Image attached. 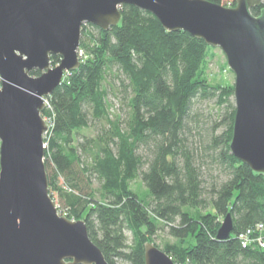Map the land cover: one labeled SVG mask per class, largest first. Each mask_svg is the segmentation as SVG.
<instances>
[{"label": "trees", "instance_id": "trees-1", "mask_svg": "<svg viewBox=\"0 0 264 264\" xmlns=\"http://www.w3.org/2000/svg\"><path fill=\"white\" fill-rule=\"evenodd\" d=\"M121 12L109 30L83 25L81 65L43 112L53 114L45 160L59 211L87 222L110 264H146L145 244L158 246L162 226L175 241L159 247L179 264H264V248L239 237L264 223V173L230 150L234 87L207 78L214 47L135 5ZM60 60L51 57L54 66ZM139 178L142 193L133 187ZM228 212L235 229L220 240Z\"/></svg>", "mask_w": 264, "mask_h": 264}, {"label": "water", "instance_id": "water-1", "mask_svg": "<svg viewBox=\"0 0 264 264\" xmlns=\"http://www.w3.org/2000/svg\"><path fill=\"white\" fill-rule=\"evenodd\" d=\"M0 0V264H110L87 222L59 211L49 192L43 112L50 94L79 69L82 27L109 30L132 4L157 16L167 30H187L221 47L235 75L231 152L264 173V0ZM61 56L51 63L52 55ZM40 75H32L34 69ZM225 215L216 238L226 240ZM146 264H179L154 242Z\"/></svg>", "mask_w": 264, "mask_h": 264}, {"label": "rangeland", "instance_id": "rangeland-1", "mask_svg": "<svg viewBox=\"0 0 264 264\" xmlns=\"http://www.w3.org/2000/svg\"><path fill=\"white\" fill-rule=\"evenodd\" d=\"M223 2L229 3L228 6H233L231 5L232 0H224ZM214 47V46H213ZM207 62H206V67H207V78L210 79V81L214 84H223L226 86L233 85L235 82V75L230 66H228L227 63V56L225 55L224 51L221 49V47H214L209 50V53L207 55ZM67 78V75L65 76V79ZM111 101L115 103V109L120 107V103L118 102V99L115 98L113 92L110 94ZM214 105L211 103L209 106H205L206 108V113L207 115H210V109ZM48 109L46 108L45 111ZM45 116V115H44ZM224 128V126H221V128L218 130L219 133L221 130ZM96 131L94 128L84 130V133L87 135H92ZM133 187L138 191L144 192L146 190L141 178L138 179V181L133 183ZM141 195V194H140ZM142 196V195H141ZM143 197V196H142ZM56 198L57 195H56ZM56 202V201H55ZM263 234V232H261ZM155 241L158 244V246L162 247L165 245L167 242H172L175 241V238L169 234V231L167 230L166 227L161 228L159 231L158 235L155 237ZM264 248V247H263ZM120 264H125V263H120Z\"/></svg>", "mask_w": 264, "mask_h": 264}, {"label": "built area", "instance_id": "built-area-1", "mask_svg": "<svg viewBox=\"0 0 264 264\" xmlns=\"http://www.w3.org/2000/svg\"><path fill=\"white\" fill-rule=\"evenodd\" d=\"M80 51V60L84 57V51L79 48ZM2 78L0 76V89L2 88ZM47 109L52 110V106L50 105L49 100L47 99ZM44 116V115H43ZM47 123L49 124V130L45 133L44 138H45V144L46 146L48 145L47 138L49 134L52 132L53 129V114L49 116H44ZM61 212V211H60ZM62 213V212H61ZM263 232V234L261 233ZM239 237L241 238V241L244 246H248L249 244H257L260 245L261 247H264V223H258L255 227L248 228L247 231L242 232L239 234Z\"/></svg>", "mask_w": 264, "mask_h": 264}]
</instances>
